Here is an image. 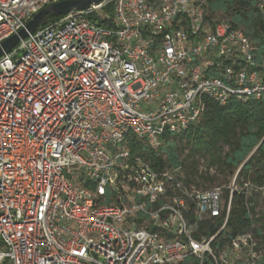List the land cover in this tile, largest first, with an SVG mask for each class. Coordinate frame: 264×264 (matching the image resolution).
<instances>
[{"label":"built area","instance_id":"2783aa9c","mask_svg":"<svg viewBox=\"0 0 264 264\" xmlns=\"http://www.w3.org/2000/svg\"><path fill=\"white\" fill-rule=\"evenodd\" d=\"M59 1L0 0V45ZM207 3L92 2L0 57V264H261L255 224L221 234L233 194L263 186L237 172L198 188L166 162L206 97L264 94L254 44ZM132 138L166 163L134 155ZM214 219L223 224L206 235Z\"/></svg>","mask_w":264,"mask_h":264},{"label":"trees","instance_id":"16d2710c","mask_svg":"<svg viewBox=\"0 0 264 264\" xmlns=\"http://www.w3.org/2000/svg\"><path fill=\"white\" fill-rule=\"evenodd\" d=\"M261 1L208 0L206 13L215 21H227L245 32L255 46V58L260 64L258 69L264 77V13L260 7ZM59 16L50 14L47 23ZM205 101L206 108L200 120L169 140L165 149L166 162L170 165H182L185 181L198 188H210L202 186L193 177L198 173L199 157H206L208 165L210 164L206 175H201L206 180L214 179L209 174L215 165L223 176L238 172V183L251 181L255 185L264 186V94L260 98L247 100L232 96L226 103L211 97H206ZM130 143L132 153H146L154 167L166 163L163 155L143 142L132 138ZM183 144L188 151L181 157L184 152ZM225 192L228 198L229 190L226 188ZM255 214L253 193L247 197L244 193L235 192L228 224L221 237L225 235L229 239L239 231L251 227L256 220L261 219H256ZM222 224L223 219H214L204 226L203 232L213 235ZM254 231L264 243L263 229L255 227ZM173 264H198V261L195 257H188ZM261 264H264V256Z\"/></svg>","mask_w":264,"mask_h":264},{"label":"water","instance_id":"95a60500","mask_svg":"<svg viewBox=\"0 0 264 264\" xmlns=\"http://www.w3.org/2000/svg\"><path fill=\"white\" fill-rule=\"evenodd\" d=\"M99 1L100 0H63L44 7L28 22L26 29L21 30L19 34L11 36L0 45V57L14 48L21 37H26L29 32L31 33L39 26L46 24L50 14L66 15L73 9L84 10L89 8L92 2Z\"/></svg>","mask_w":264,"mask_h":264},{"label":"rangeland","instance_id":"374dc122","mask_svg":"<svg viewBox=\"0 0 264 264\" xmlns=\"http://www.w3.org/2000/svg\"><path fill=\"white\" fill-rule=\"evenodd\" d=\"M184 152L181 157H184L187 154L188 149L184 148V144L182 145ZM199 159V165H198V173L196 175H193V177L196 179V181H200L202 186L204 187H213L217 185H229L237 172H235L234 175L227 174L226 176H223L222 173H220L217 166L214 165L213 171L209 174V176H213V180H206L201 175H206L205 172L209 171V165H208V159L206 157L204 158H198ZM207 169V170H206ZM254 197V206H255V218L260 217L261 219L259 221L256 220L255 226L256 228H262L264 233V186L262 189L256 190L253 192ZM257 219V218H256ZM262 248H263V254H264V243L261 241V239L258 237Z\"/></svg>","mask_w":264,"mask_h":264}]
</instances>
